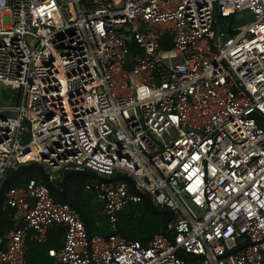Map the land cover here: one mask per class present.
<instances>
[{"label":"built area","instance_id":"1","mask_svg":"<svg viewBox=\"0 0 264 264\" xmlns=\"http://www.w3.org/2000/svg\"><path fill=\"white\" fill-rule=\"evenodd\" d=\"M4 92L0 182L30 162L53 183L83 169L130 181H84L107 235L41 179L11 183L0 264H24L27 237L54 225L64 242L47 253L62 264H264V0H0ZM144 195L172 211L170 238L118 231Z\"/></svg>","mask_w":264,"mask_h":264},{"label":"trees","instance_id":"2","mask_svg":"<svg viewBox=\"0 0 264 264\" xmlns=\"http://www.w3.org/2000/svg\"><path fill=\"white\" fill-rule=\"evenodd\" d=\"M229 33H232V30H229ZM130 47L131 51L135 50L133 42L130 43ZM16 93V91H12L11 96L4 92L0 99L2 102H5V99L9 96L16 99ZM21 176L39 178V175L35 172H27ZM21 176L17 178L18 180H13L12 184L15 185L22 182L21 178L23 177ZM79 176V174H73L66 178L67 194L84 209L90 233L107 235L110 227L107 218L102 213L101 205L98 203L91 204L94 192L84 188L83 183H80ZM61 185L62 182H59V186ZM165 217L166 214L153 211L148 202L145 199H141L138 202L129 203L119 212L117 220L118 231L128 239H136L141 241L142 244H146L153 234L160 231L161 223ZM94 221H97L98 224L94 225ZM9 226L8 212L0 210V231H5ZM63 242L64 228L61 225H54L49 228L45 242L39 243L27 238L26 261L24 264H62L48 255L47 248H58Z\"/></svg>","mask_w":264,"mask_h":264},{"label":"water","instance_id":"3","mask_svg":"<svg viewBox=\"0 0 264 264\" xmlns=\"http://www.w3.org/2000/svg\"><path fill=\"white\" fill-rule=\"evenodd\" d=\"M9 113H13L12 111H8ZM264 117V116H263ZM24 172H36L39 174V176L41 177L42 181L51 189V191L58 196L62 201H65L67 203H69L81 216L86 231L88 233V235L90 234L89 231V227H88V220L86 217V213L84 211V209L75 201H73L68 195H67V190H66V185H65V180L68 176L73 175V174H83V175H90L96 178H99L101 180H114V179H121V178H126L130 181V178L126 177L123 174H115L113 176H104V175H100L95 173L94 171L88 170V169H83V170H69L64 172L61 175V180H62V186L58 187L55 185V183H53L51 180H49L48 176H47V172L44 169V167L36 162H30V163H25V164H21L18 167L10 170L6 176L1 180L0 182V205H1V201H2V196H3V192L4 190L13 182V180L21 175ZM143 199H145L150 208L157 212V213H164L166 214V217L163 219L162 223H161V227H160V232L165 234L166 236H169L168 231L166 229V225L168 223V221L172 218L173 213L169 208H160L157 207L154 202L152 201V199L147 196L144 195ZM240 247H237L235 250H237ZM233 250V251H235ZM232 251V252H233ZM177 254L183 258L184 260H188V259H193V258H198L199 256L197 255H187L185 254L181 249L177 250Z\"/></svg>","mask_w":264,"mask_h":264},{"label":"rangeland","instance_id":"4","mask_svg":"<svg viewBox=\"0 0 264 264\" xmlns=\"http://www.w3.org/2000/svg\"><path fill=\"white\" fill-rule=\"evenodd\" d=\"M251 13L250 11L248 10H243V11H239V12H236L234 13L231 17H228L226 19H224V26H230V27H234L235 25L239 24V23H242V22H245V21H249L251 19ZM224 27V28H226ZM171 132L173 133V129L171 130ZM165 138L166 139H169L167 135H165ZM24 173H27V172H24ZM24 173H22L21 175H23ZM21 175L17 176L14 180H16L17 178H19ZM79 179H80V183L82 182L83 185H84V181L86 180L87 176L86 175H82V174H79ZM23 177V176H21ZM59 178L60 176H57L54 180L55 183H59ZM18 180V179H17ZM81 183V184H82ZM83 192H85V190H83ZM97 203V200L96 198H92L91 200V204H96Z\"/></svg>","mask_w":264,"mask_h":264},{"label":"crops","instance_id":"5","mask_svg":"<svg viewBox=\"0 0 264 264\" xmlns=\"http://www.w3.org/2000/svg\"><path fill=\"white\" fill-rule=\"evenodd\" d=\"M36 173V172H35ZM38 174V173H37ZM39 175V174H38ZM27 177H24L23 176V178H21L22 179V182H20V183H18V184H22L23 182H24V180L26 179ZM41 179V177L39 176V178H38V180H40ZM42 180V179H41ZM59 182H62V180L60 179V181ZM15 185H17V184H15ZM55 185L56 186H58V187H61V186H59V183H55ZM67 190V189H66ZM68 195V194H67ZM56 196V195H55ZM56 197H58V196H56ZM94 198H96L95 197V195H94ZM58 199H60L59 197H58ZM97 200V199H96ZM2 202V201H1ZM97 203L98 204H100L101 205V203L97 200ZM96 203V204H97ZM0 210H3V211H7L8 212V215H9V221H10V226L9 227H7L6 228V230L5 231H7L9 228H11L13 225H14V223H13V221H12V219H11V216H10V211H11V209H7V210H5V209H3V207H2V205H0ZM101 210H102V206H101ZM80 215V214H79ZM81 217V216H80ZM82 219V218H81ZM98 224V222L97 221H94V225H97ZM5 231H0V232H5ZM48 233H49V230H48V232H47V237H48ZM29 240H32L31 239V237H30V235L27 237Z\"/></svg>","mask_w":264,"mask_h":264}]
</instances>
